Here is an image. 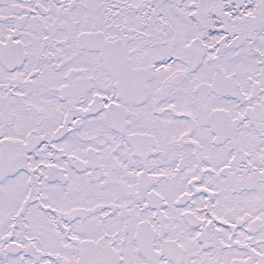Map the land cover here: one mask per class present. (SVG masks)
Listing matches in <instances>:
<instances>
[{"label":"snow or ice","instance_id":"snow-or-ice-1","mask_svg":"<svg viewBox=\"0 0 264 264\" xmlns=\"http://www.w3.org/2000/svg\"><path fill=\"white\" fill-rule=\"evenodd\" d=\"M0 264H264V0H0Z\"/></svg>","mask_w":264,"mask_h":264}]
</instances>
